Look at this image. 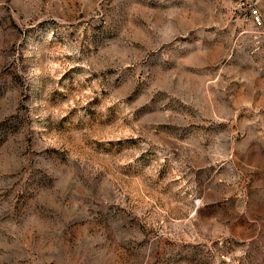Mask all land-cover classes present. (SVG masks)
<instances>
[{
  "label": "rangeland",
  "instance_id": "rangeland-1",
  "mask_svg": "<svg viewBox=\"0 0 264 264\" xmlns=\"http://www.w3.org/2000/svg\"><path fill=\"white\" fill-rule=\"evenodd\" d=\"M241 1L0 0V264H264Z\"/></svg>",
  "mask_w": 264,
  "mask_h": 264
},
{
  "label": "built area",
  "instance_id": "built-area-1",
  "mask_svg": "<svg viewBox=\"0 0 264 264\" xmlns=\"http://www.w3.org/2000/svg\"><path fill=\"white\" fill-rule=\"evenodd\" d=\"M247 3L251 4V6L254 7L251 13L254 24H257L258 26H262L264 22L263 15L261 13V10L257 6L259 4L264 3V0H242L241 1L242 6L246 5Z\"/></svg>",
  "mask_w": 264,
  "mask_h": 264
},
{
  "label": "crops",
  "instance_id": "crops-1",
  "mask_svg": "<svg viewBox=\"0 0 264 264\" xmlns=\"http://www.w3.org/2000/svg\"><path fill=\"white\" fill-rule=\"evenodd\" d=\"M237 3H238V2H237ZM247 4H249V3H247ZM258 7H259V9L261 10V13H262V15H263V21H264V3L259 4ZM252 24H254V23L252 22Z\"/></svg>",
  "mask_w": 264,
  "mask_h": 264
}]
</instances>
